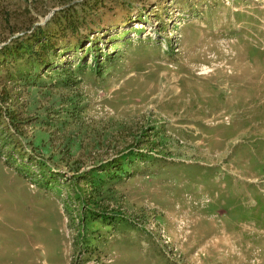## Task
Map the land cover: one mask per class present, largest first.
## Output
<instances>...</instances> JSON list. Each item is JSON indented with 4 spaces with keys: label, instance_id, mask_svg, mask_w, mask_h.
<instances>
[{
    "label": "rangeland",
    "instance_id": "374dc122",
    "mask_svg": "<svg viewBox=\"0 0 264 264\" xmlns=\"http://www.w3.org/2000/svg\"><path fill=\"white\" fill-rule=\"evenodd\" d=\"M0 264H264V0H0Z\"/></svg>",
    "mask_w": 264,
    "mask_h": 264
}]
</instances>
